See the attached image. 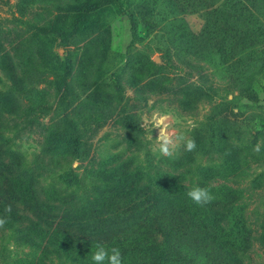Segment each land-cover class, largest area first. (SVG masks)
<instances>
[{
	"label": "rangeland",
	"instance_id": "obj_1",
	"mask_svg": "<svg viewBox=\"0 0 264 264\" xmlns=\"http://www.w3.org/2000/svg\"><path fill=\"white\" fill-rule=\"evenodd\" d=\"M146 59L170 88L140 78ZM0 90L17 99L2 139L47 203L131 186L152 210L233 200L226 239L264 264V0H0ZM20 234L0 226V264H71Z\"/></svg>",
	"mask_w": 264,
	"mask_h": 264
},
{
	"label": "trees",
	"instance_id": "obj_2",
	"mask_svg": "<svg viewBox=\"0 0 264 264\" xmlns=\"http://www.w3.org/2000/svg\"><path fill=\"white\" fill-rule=\"evenodd\" d=\"M86 15L82 13L75 20L72 31L88 25ZM130 19L132 37L137 39V22ZM162 69L163 64L146 59L137 74L148 83H156L157 88H170L173 78ZM200 79L204 80L203 75ZM188 85L185 90L191 91L192 84ZM16 111V97L0 90V116ZM13 156L2 139L0 123V226L19 230L27 245L33 247L38 239V247L65 257L71 264H245L250 239L245 247L231 236L226 239L227 212L233 200L211 204L195 195L196 202L191 200L192 194L187 203L165 205L163 210L153 205L152 210L151 206L128 204L129 194L134 193L131 186L97 191L88 208L77 209L62 197H52L48 203L41 199L33 182L26 183ZM176 213L184 219L179 221ZM243 226L235 222L233 234ZM200 229L212 232L205 234Z\"/></svg>",
	"mask_w": 264,
	"mask_h": 264
}]
</instances>
